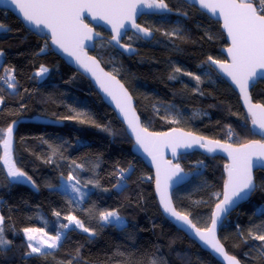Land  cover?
<instances>
[{"label": "trees", "instance_id": "1", "mask_svg": "<svg viewBox=\"0 0 264 264\" xmlns=\"http://www.w3.org/2000/svg\"><path fill=\"white\" fill-rule=\"evenodd\" d=\"M172 1L177 16L140 20L154 33L152 40L131 33L123 42L132 52L123 54L104 39L92 55L130 91L149 131L183 129L233 146L259 139L239 95L209 64V56L226 60L222 50L228 43L220 23L182 0ZM0 24V77L12 70L16 84L9 88L0 80V216L4 237L11 241L0 247V264H151L153 259L162 264H222L163 216L153 172L134 155L125 126L90 80L53 51L48 37L28 29L12 13L0 9ZM174 30L177 34L171 35ZM41 66L48 69L44 78L36 75ZM251 95L264 105V81ZM36 117L62 126L32 122ZM10 126L11 160L30 181L8 176L3 140ZM176 164L194 174L174 192L176 208L206 229L222 197L227 161L194 152ZM120 169H125L123 181ZM69 175L80 181V194L59 190ZM256 182L252 198L230 215L220 232L227 252L242 264H264V242L249 235L264 233V171L256 173ZM104 211H116L126 227L104 224L99 215ZM69 215L88 234L71 229L58 249L26 255L31 250L24 228L56 235L65 230L61 225Z\"/></svg>", "mask_w": 264, "mask_h": 264}, {"label": "snow or ice", "instance_id": "2", "mask_svg": "<svg viewBox=\"0 0 264 264\" xmlns=\"http://www.w3.org/2000/svg\"><path fill=\"white\" fill-rule=\"evenodd\" d=\"M5 4L9 0H2ZM12 4L19 10L25 21L34 24L37 28L43 26L51 33L52 43L57 45L70 56H74L76 61L85 68L86 71L92 72L96 76L97 82L108 95L112 96L117 101V107L125 114V119L128 120L129 127L136 133L137 143L144 148L153 161L158 159V151H154L156 145L161 143L173 147L175 155L176 147L191 148L194 144L200 147L207 148L209 152L216 148H222L228 152L232 159V164L227 166L228 179L225 182L224 199L216 204V210L212 214L211 227L201 230L196 228L189 220L188 216L178 213L172 206V202L167 193V185L161 186V165L157 163V191L160 193V203L164 211L175 217L177 221H182L195 229V234L216 253L223 256L228 264H240L234 256H229L220 241L216 238L215 229L217 220L222 213H226L231 206L239 200L246 199L255 189L254 178L252 175L253 167L264 168V142L253 140L248 144L241 145L239 148H232L231 145L220 144L219 141H208L203 143V138L193 137L190 133L177 132L173 129L172 133H148L147 129H141L138 118L135 117L131 110V97L128 96L123 85L115 80V77L107 73H103L100 69V75L97 74L99 68L97 62L91 57L82 59V47L84 40L92 39V29L88 24L84 23L83 14L88 12L93 19L105 20L112 26L111 39L120 45L121 30L125 28L126 22H131V27L136 28L139 33L144 36H150L151 32L148 28H142L136 24L135 17L137 10L141 4L147 8L158 9L161 11H171L165 0H10ZM198 3L200 8L208 10L213 15L219 13L223 18V28L227 31L228 37L231 39V46L227 49L232 62L230 64L218 60H214L211 56L208 61L211 65H216L219 70L231 78L232 82L240 89L244 97L245 103L248 104L249 113L252 116V124L257 126L260 134L264 135V105H254L250 101L248 89L251 84L264 79V0H193ZM183 15H187L184 13ZM4 26L0 24V29ZM171 35H176L177 30H174ZM98 35V34H97ZM130 50V49H129ZM3 53L0 52V56ZM48 71L47 68L41 66L36 75H42ZM180 72L179 68L175 69ZM6 75L0 77L9 88H15V77L12 75V70H6ZM186 75H192L186 73ZM194 79L200 80V76H195ZM2 102V101H0ZM131 113V118L129 114ZM86 115L77 113V116ZM81 123L84 120L81 119ZM5 131V139L3 140L5 155L4 163L8 168V176L14 178L17 182H23L20 178H25L30 181L31 177H27L26 173L18 169L15 163L11 160L10 149L13 128L10 126ZM153 148H150L149 145ZM255 157V160L253 159ZM80 167V165H77ZM171 167L170 162L164 169L165 181L171 179V174L168 168ZM125 169H120L119 181L124 180ZM182 171L179 165L174 166L172 174H177ZM69 181L75 183L68 185L66 190L80 194L78 185L80 181L74 176L69 175ZM118 182L116 187H120ZM82 199V194H81ZM264 214V210H261ZM57 217L60 213H55ZM100 219L106 224H111L114 227L123 229L126 227L124 219L116 211H104L100 214ZM65 219L67 224H62L61 227L68 229L74 225L77 228L83 229L84 232H89V229L84 227V224L77 217L69 215ZM4 217L0 216V247L11 244L4 237L3 228ZM23 232L28 241L27 247L31 250L26 255L33 253L47 255L44 252L45 248L54 249L58 246L61 235L57 233L55 236H48L37 228H24ZM40 234L39 238L38 235ZM95 233H93L94 235ZM249 235L255 240L264 242V233L255 234L250 231ZM46 237V238H45ZM151 264H162L161 261L153 259Z\"/></svg>", "mask_w": 264, "mask_h": 264}, {"label": "water", "instance_id": "3", "mask_svg": "<svg viewBox=\"0 0 264 264\" xmlns=\"http://www.w3.org/2000/svg\"><path fill=\"white\" fill-rule=\"evenodd\" d=\"M184 1L186 4H188L189 6H193L196 7L197 9H199L201 12H203L204 14H206L208 17H210L212 20L220 23L221 25V30L222 32L225 34L226 36V41L228 43V46L226 48H223L222 50V54L225 57V61H221L224 63H228L230 64L232 62L231 56H229L227 49L231 46V39L228 37L227 35V31L223 28V18L219 16V13L217 12V14L213 15L212 13H210L208 10L206 9H202L200 8L198 3H194L193 0H182ZM0 9L8 11L10 13H12L13 15H15L19 20L22 21V23L28 28L33 30L34 32H37L40 36L42 37H48L50 39V46L53 49V51H55V53L61 55V57L64 59V61L72 66L75 70H77L79 73L83 74L86 78H88L93 86V88L96 90V92L103 98L104 102L115 112V114L117 115L118 119L120 120V122L125 126L126 128V132L128 134V136L130 137V139L133 142V148L132 151L134 153L135 156H137L138 158H140L145 164L146 166L153 172V181H154V189H155V195H156V199L159 203L161 212L163 214V216L170 222L172 223L178 230L182 231L183 233H185L191 240H193L194 242H196L202 249H204L205 251H207L208 253H210L216 260H218L220 263L222 264H228L227 260H225L223 258V256H221L220 254L216 253L214 250H212L209 246H207L203 241H201L199 239V237L195 234V229H192L189 225L184 224L182 221H177L175 217L171 216L169 213H166L164 211V208L162 206V204L160 203V193L157 191V163H160L161 165V186L163 187L166 183L167 185V193L168 196L171 199L172 202V206L173 208L178 212L181 213L183 215H186L180 211L177 210L176 205L174 203V192L187 185L194 177L193 173L190 172H185L180 166V169L182 171H180L177 174H172L173 170H174V166L177 165L176 161L183 155L185 154H189V153H194V152H198L201 153L209 158H213V157H221L223 159H225L227 161V166L232 164V159L229 157L228 152L224 151L222 148H216L214 151L209 152L207 150V148H203L200 147L198 144H194L191 148H187V147H176L175 148V155L173 154V147L168 146L166 144H159L156 145L155 148L153 149L154 151H158V159L156 162L153 161L152 156H150L148 154V152H146L144 150L143 147H141L140 144L137 143L136 140V133H134L132 131V129L129 127L128 124V120L125 119V114L123 112L120 111V109L117 107V101L114 100L112 98V96L108 95L107 92L104 91V89L100 86V83L97 82V78L96 76H93L92 72L86 71L84 67L81 66L80 63H78L76 61V58L74 56H70L67 52H64L63 49H60L57 45L52 43L51 40V33L47 28H44L43 26H41L40 28H37L34 24H31L27 21L24 20L22 14L19 12V10L15 7L14 4H12L9 0V2L7 4H5L4 2H2V0H0ZM147 15H177V13L171 11H161L158 9H153V8H147L144 6V4H141L140 7L137 10V14L135 17V22L136 24L140 25L138 23V21ZM83 18H84V23L88 24V26L92 29V39L91 40H84L83 41V47H82V59H84L85 57H91L92 59H94L99 68L97 69V74L100 75L99 70L102 69L103 73H107L112 77H115L116 81H119L120 85H123L124 90H126L128 96L131 97V110L132 112H134L135 117L138 118V122H139V126L141 129H146L143 125L142 122V118L140 117L138 110L136 108V101L134 99V97L132 96V94L130 93V91L127 89V87L124 85V83L117 78L116 76H114L112 73H110L109 71H107L103 65L101 64V62L92 55V52L95 51L96 48V43L99 41H102L104 39H107V36H105L104 34L100 33L97 31V29H103L106 33H108L110 35V38L108 39L109 43L115 48L117 49L119 52L123 53V54H130L132 52V49L129 48L128 46H126L123 43L124 38L126 37L127 33H133L135 35H137L138 37H140L143 40L146 41H150L154 38V33L149 30L151 32L150 36H144L143 33H139L138 30L136 28L131 27V22H126L125 28L121 30V37H120V45H123L124 47H121L119 45L116 44L115 41H113L111 39L112 35H114L113 31H112V26L110 24H108L105 20H101V19H93L92 16L88 13L85 12L83 14ZM140 27L142 28H146L142 25H140ZM98 34V35H97ZM130 49V50H129ZM210 66H212V68L220 75V77L225 80L229 86L239 95L240 97V101H241V105L242 108L244 109V111L246 112V114L251 118L252 121V116L249 113L248 110V104L245 103L244 97L240 92V89L236 86L235 83L232 82L231 78L228 77L226 74L222 73L219 68L216 65H211V63L209 62ZM264 81V79H260L258 80L254 86H257L259 82ZM251 82H250V86L248 89V94L250 97V101L252 104L254 105H262L260 103H256L253 101L252 95H251V91L252 88L254 87ZM130 118H131V113L129 114ZM34 123H39V124H43V125H49V126H62L61 122L58 121H53L50 119H46V118H42V117H36L33 120H31ZM252 128L253 131L255 133V135L259 138L256 141H261L264 142V135L260 134V130L257 126H254L252 124ZM177 130V132H182V133H190L193 137H197V138H203V143H207L208 141H216V140H212L191 132H188L186 130L183 129H175ZM148 133H160V132H152L149 131L147 129ZM173 130L167 131V132H161V133H172ZM220 142V141H219ZM250 143V142H249ZM220 144H224V145H231L229 143H224V142H220ZM248 144V143H247ZM150 148H153V146L150 144L149 145ZM232 148H239L240 146H233L231 145ZM12 148V145H11ZM255 160V157L253 158ZM167 162H170L171 167L168 168V172L169 174H171V179L165 181L164 179V169L167 165ZM258 171H264V168L262 167H253L252 169V175L254 178V183L256 185L255 189L251 192V195H249L246 199L243 200H239L237 203H235L233 206H231L229 208V210L226 213H222L221 217L217 220V224H216V229H215V234H216V238L220 241L221 245L224 247L225 252L231 256L225 246L223 245L221 239H220V232H221V228L223 226V224L225 223V221L230 217V215L232 213H234L235 211H237L240 206H242L243 204L247 203L251 198L252 195L254 194V192L257 189V182H256V173ZM226 180L228 179V168L226 167ZM224 188H225V184L223 187V193H222V197L221 200L224 199ZM220 200V201H221ZM216 210V206L214 207L213 212H215ZM212 212V214H213ZM188 216V215H186ZM189 220L192 222V224H194V222L192 221V219L188 216ZM212 218V215H211ZM196 226V224H194ZM209 227H211V222ZM208 227V228H209ZM196 228H199L198 226H196ZM201 229V228H199ZM204 230V229H201ZM237 260H239L237 258ZM240 264L241 261L239 260Z\"/></svg>", "mask_w": 264, "mask_h": 264}, {"label": "rangeland", "instance_id": "4", "mask_svg": "<svg viewBox=\"0 0 264 264\" xmlns=\"http://www.w3.org/2000/svg\"><path fill=\"white\" fill-rule=\"evenodd\" d=\"M139 22H140V20L138 21V23H139ZM97 31H98V30H97ZM98 32H99V31H98ZM125 38H126V37H125ZM125 38H124V39H125ZM45 74H46V73L40 75V77H41V78H44ZM232 137H233V135L231 136V138H232ZM73 183H75L74 180H73V181L63 180V181L61 182V186L59 187V190L62 191V192L68 193V194H70V195H73V192H71L70 190H66L67 186H68V185H71V184H73ZM124 222H125V221H124ZM103 223L106 224L105 222H103ZM125 224H126V222H125ZM106 225H109V224H106ZM71 229H77V230H79V231L84 232L83 229H81V228H77V227H75L74 225L70 226L68 229H65V230L62 229V230L58 231L57 233H60V235H61V240H60L58 246H57L56 248H54V249H48V248H45V249H44V252H50V251H54V250L58 249V247L60 246L61 242H62L63 239L65 238L66 233H67L69 230H71ZM42 232L46 233L45 230H42ZM84 233L88 234V232H84ZM37 235H38V238H39L40 234H37ZM48 236H55V235H48ZM24 237H25V239H26L25 234H24ZM45 238H46V237H45ZM26 240H27V239H26ZM27 242H28V241H27ZM31 255H39V254L33 253V254H31Z\"/></svg>", "mask_w": 264, "mask_h": 264}, {"label": "flooded vegetation", "instance_id": "5", "mask_svg": "<svg viewBox=\"0 0 264 264\" xmlns=\"http://www.w3.org/2000/svg\"><path fill=\"white\" fill-rule=\"evenodd\" d=\"M165 3H167L168 4V6H169V8L173 11V12H175L174 10H173V7H174V5H173V1L172 0H165ZM175 13H177V12H175ZM177 15H178V13H177ZM177 15H175V16H177ZM164 16H172V15H147V16H144V17H142L140 20H143V18H146V17H153V18H158V17H160V18H163ZM139 24L140 25H142L141 24V22H139ZM143 26V25H142ZM129 34H131V33H127V35L126 36H128ZM110 38V36H107V39H109ZM124 41V40H123ZM124 43V42H123ZM223 61H225V60H223Z\"/></svg>", "mask_w": 264, "mask_h": 264}]
</instances>
